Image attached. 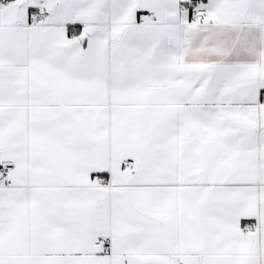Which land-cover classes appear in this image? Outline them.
Instances as JSON below:
<instances>
[{"label":"snow or ice","instance_id":"obj_1","mask_svg":"<svg viewBox=\"0 0 264 264\" xmlns=\"http://www.w3.org/2000/svg\"><path fill=\"white\" fill-rule=\"evenodd\" d=\"M0 264H264V0H0Z\"/></svg>","mask_w":264,"mask_h":264}]
</instances>
